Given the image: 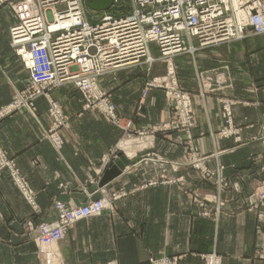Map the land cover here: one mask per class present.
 Returning <instances> with one entry per match:
<instances>
[{
	"label": "crops",
	"instance_id": "0c3cea01",
	"mask_svg": "<svg viewBox=\"0 0 264 264\" xmlns=\"http://www.w3.org/2000/svg\"><path fill=\"white\" fill-rule=\"evenodd\" d=\"M25 11H35L33 3L25 8L22 0H17L14 9H0V109L30 82L10 47L9 36L21 14H27ZM256 43L254 54L203 53L173 59L181 85L195 92L197 128L193 134L199 148L197 155L209 157L206 164L212 170L224 166V176L231 185H237V192L218 196L214 180L203 183L186 166L184 147L174 144L177 134L155 132L172 120L173 113L161 90H152L142 99L143 87L149 80L144 66L121 69L100 80L118 114L131 121V135L105 123L96 112H84L81 93L69 85L51 92L70 118L69 128L54 134L62 141L58 150L44 139V132L52 127L44 97L36 102V118L23 111L2 119L0 147L9 160H15L38 193L40 214L35 216L3 169L0 264H38L35 245L21 238V224L34 228L40 221H55L54 202L76 206L100 198L103 190L125 194L114 202L112 211L75 225L60 244L63 264H148L152 255L183 256L182 264H202L199 255L212 251L222 256L223 264H264V260L256 258L264 241L258 234V217L264 216V206L249 210L245 202L264 176V143L253 140L264 125V42L259 38ZM231 46L219 49L229 50ZM156 49V45L150 46L154 57ZM159 63L154 65L152 77L164 75ZM202 71H207V90L218 94L212 92L205 98L196 94L197 72ZM222 94L232 95L236 102L233 115L239 143L233 136L218 135L223 128L218 98ZM137 131L147 132L148 137L142 140ZM200 132L205 135L200 137ZM122 145L127 147L124 151L128 161L123 174L107 177L114 161L97 176L94 170L101 167L102 159L112 158L115 148ZM162 174L179 181L135 190ZM199 200L205 203L199 204ZM218 207L221 209L216 214ZM203 212H207L206 217Z\"/></svg>",
	"mask_w": 264,
	"mask_h": 264
},
{
	"label": "built area",
	"instance_id": "2783aa9c",
	"mask_svg": "<svg viewBox=\"0 0 264 264\" xmlns=\"http://www.w3.org/2000/svg\"><path fill=\"white\" fill-rule=\"evenodd\" d=\"M16 1L0 0V9H14ZM35 1L37 10L21 14L10 30V45L30 76L26 92L11 105L12 110L26 99H30L28 107L34 108L41 96L74 85L85 107L97 110L106 106L114 119L115 107L100 91V80L144 62L153 65L151 45H156L161 58L168 62L192 51L194 42L198 48H207L237 41L247 31L264 36V0H131L133 12L107 15L95 24L86 20L82 0ZM169 83L166 81V87L179 105H190L189 96ZM155 86L161 88L162 83L157 80ZM57 108L53 104L52 116L61 123L63 116ZM4 159L6 164L1 167L6 170L11 162L6 155ZM251 200L264 202L259 196ZM99 210L100 206H87L73 217L80 220ZM208 258L209 264H220L219 258Z\"/></svg>",
	"mask_w": 264,
	"mask_h": 264
},
{
	"label": "rangeland",
	"instance_id": "374dc122",
	"mask_svg": "<svg viewBox=\"0 0 264 264\" xmlns=\"http://www.w3.org/2000/svg\"><path fill=\"white\" fill-rule=\"evenodd\" d=\"M87 1H91V0H82L84 9H86V11L84 10L85 18L86 20L94 24L100 22L102 18L107 15L109 16H114V15L120 16L121 15L122 16V15L130 14L131 12H133L131 0H124L123 2L122 0H118V2L114 4V6L110 10L106 12H96V11L90 10L86 5ZM22 2L25 8H30L33 3L35 9L37 10L35 0H22ZM9 36H10V32H9ZM259 38L263 39V42H264V36H257V35L252 34L251 31H247L244 38H241L237 41H230V42L222 43L216 46H210L207 48H198V44L194 43L195 47H193L194 49L192 51H187L186 53L176 55L172 58V60H168V62H165L161 58L159 49H156L157 52L154 54H157V55L156 57L153 56L155 59V62L153 63V65H151L150 62H147V63L144 62L142 65L137 66V67L144 66L143 68L145 69V72L147 73V76L149 78V80H147V82L145 83L143 87L142 99L143 100L146 99L152 90H161L164 92L165 97L170 103L171 108H172V113H173L172 120L169 123L163 126H160L159 128H156L155 132L162 133V134L174 132L177 134L174 139L175 140L174 144L184 147L186 154H187L186 156H188V161L185 162L187 164L186 166L188 167L190 166V168L196 172L198 179H200L201 182L205 183V182H210L211 180H214L216 194H218V196H221L222 193H225L228 191L237 192L239 188L237 187V185H231V182L225 178L224 173H223L225 170L224 166L218 165L215 170H212L208 168V165L206 164L207 159L209 157H202L200 155H197V153L199 152V148L196 142L197 138L193 134V130L197 128V119H196V114H195V109H194V104H193V98H194L195 92L190 91L181 85V82L179 81V78L177 75L176 68L173 65V59L180 55H185V56L194 58L197 54H203V53L204 54H220V53H223V54H254L253 53V51L255 50L254 47L257 46L256 42ZM227 44L232 45L231 48H229V50L228 48L227 49L223 48V50L220 51L221 49H219V47L227 45ZM205 51L207 52L205 53ZM18 58L20 59V57ZM156 63H159L160 67L164 69L165 72L163 76L152 77V70ZM119 71H116L115 73ZM171 72H173V75L170 74ZM115 73H110V74H115ZM106 75H109V74H106ZM157 80L160 83H162L161 88H155L156 87L155 82ZM166 81L170 82L169 86L176 87L183 93L187 94L190 98V105H186V106L179 105V100L175 99L174 96L172 95L173 93L171 92L170 88L166 87L167 85ZM197 81H198V89H197L196 94H198L200 97L205 98L207 95L213 94L212 92H215V91H208L205 85L207 83V71L197 72ZM69 86H71L72 88H75L74 85H69ZM26 89L27 87L17 92V94L12 99L10 104L0 109V122L2 119L8 116H11L16 113L23 112V111L29 113L30 115L34 116V118H36L37 116L36 102L37 101L35 102L34 108L28 107L29 104H26V103L27 102L29 103L30 99H26L24 100V104L22 106H20L19 108L17 107L16 110L11 109V105L14 104L16 100L18 101L19 96L23 95V93L26 92ZM77 91L80 92L79 90ZM100 91L105 95L106 98L108 97L107 99H109V101L112 103V101L110 100V97L101 88V83H100ZM215 93L218 94L219 92H215ZM43 97L44 96H41L40 98H43ZM44 98L48 102V107H49L48 115L52 121L51 129L44 132V139L49 141L52 144L53 148L58 150L61 147L62 141L59 140L58 137L54 138V134L58 132L59 130L69 128L70 118L64 112L60 103L52 98L51 93L48 94V96ZM218 98L221 104V116L223 120V128L218 133V135L221 138H230L233 136L235 137V140L239 143L240 142L239 128L234 123V115H233V109H234L236 102L234 98L232 97V95H229V94L219 95ZM53 104H56L58 107L57 109H59L60 112L62 113L63 119L61 123H58L56 118L52 116ZM114 107L116 110L115 112L116 114H114L115 118L112 119L108 115L106 106L100 107V109H97V110L88 109L87 107H85V103L83 101V111L84 112H92V111L96 112L101 116V118L104 119L105 123H108L111 126H115L116 128L121 129L122 131L127 133L128 135H131L134 132L131 130V125H132L131 121L127 120L126 118L121 117L118 114L116 105H114ZM122 121L125 122L126 125H123ZM136 134H137V137L141 138L142 140H144L145 137H148L147 136L148 133L145 131H137ZM204 135L205 134L203 132H200L199 134L200 137H203ZM253 140L261 141L262 143H264V125L263 124L261 126L260 134L256 136L255 138H253ZM124 146L125 145L121 147L117 146L115 150L112 152V155H113L112 158H109V159L103 158L101 162V167L98 169H95L94 173L97 176H100L103 170L107 169L109 165L112 164V162L115 161V163L111 167H115L117 162L120 160V158H124L126 160L125 156L127 155L124 151ZM0 150L2 151V152L0 151L2 153V157L0 158V174H1L3 171V168L1 166H5L6 162H4L5 161L4 159L5 151L2 150L1 147H0ZM9 162L11 163H7L9 166H8V169H6L7 179L15 187V189L19 192L22 199L34 210L35 216L40 214L39 204L37 200L38 193L31 186L29 181L25 177H23L20 170L18 169V166L15 160L10 158ZM126 164L128 165L127 160H126ZM125 166L123 170L121 169L120 175L123 174V172L125 171ZM261 171L264 172V169H262ZM262 175H264V173H262ZM178 181L179 179H173L167 176L166 174H162L158 178H152L147 183H145L143 186L136 187L135 190L146 189L149 186H156L158 184H161V185L169 184L170 185V184H174L175 182L178 183ZM124 194L125 192L123 191L113 192L109 194L107 191L103 190L101 191L100 198L88 200V202L80 204V205H76V206H72L70 204H66L61 201H56L53 204V208L56 212L57 219L52 222L40 221L38 223H35V221H33L35 223L34 228H31L30 227L31 225L28 223L21 224L22 230H23V232L21 233V238H25L26 241L28 240L35 245L36 250H35L34 255L36 257L38 264H52V263L53 264H63L60 244L65 240V238L70 233V231L75 227V225L81 222H84L86 220H89V219L99 218L103 215V213L107 211H112L114 207V202L117 200H120L124 196ZM258 196L259 198L260 197L264 198V176H262V178H260V180L258 181V186L256 190L245 198V202L249 210H254L256 207L264 206V202L255 203L251 200L252 197H258ZM201 202L205 203L204 200L198 201L199 204H201ZM220 205L222 206L223 203H221ZM87 206H100V210L98 212L96 211L91 216H88L80 220H76L73 217L74 212L82 210L83 208H86ZM220 209L221 207L217 208L216 214H219ZM202 215L206 217L207 212H203ZM258 222H259V233H258L259 239L262 241L264 240V233L262 232V225L264 224V216L262 214H260V216L258 217ZM59 230H61L62 232H60ZM260 240H259V244L261 245L263 243V246H261V249L257 251L256 258L260 260H264V241H262L261 243ZM46 248H49V250L48 249L45 250ZM49 251L51 254L49 253ZM212 256L219 258L220 264H223L222 256H220L216 251H212L206 254H201L199 255V258L201 259L202 264H209L210 258L207 259V257H212ZM182 259H183V256L170 257V256L152 255L148 260V264H182V261H183ZM109 264H114V263H109Z\"/></svg>",
	"mask_w": 264,
	"mask_h": 264
},
{
	"label": "water",
	"instance_id": "95a60500",
	"mask_svg": "<svg viewBox=\"0 0 264 264\" xmlns=\"http://www.w3.org/2000/svg\"><path fill=\"white\" fill-rule=\"evenodd\" d=\"M116 0H91L87 1L86 5L90 10L96 11V12H106L110 10L115 3ZM126 165V160L124 158H120V160L117 162L116 166L113 167L110 171L112 173L108 176L109 178H116L120 175L121 169H124V166Z\"/></svg>",
	"mask_w": 264,
	"mask_h": 264
},
{
	"label": "bare ground",
	"instance_id": "6f19581e",
	"mask_svg": "<svg viewBox=\"0 0 264 264\" xmlns=\"http://www.w3.org/2000/svg\"><path fill=\"white\" fill-rule=\"evenodd\" d=\"M83 7H84V5H83ZM84 10H85V9H84ZM149 54H150V57L154 59V57L151 55V54H152L151 51H150ZM156 60H158V59H156ZM122 146H123V145H122ZM124 149H127V147L124 146ZM46 247H47V246H46ZM48 247H49V246H48ZM47 249L49 250V248H46L45 250H47ZM49 253H50V251H49ZM50 254H51V253H50ZM50 256H51V255H50ZM51 258H52V257H51ZM50 261H51V260H50ZM52 264H53V263H52Z\"/></svg>",
	"mask_w": 264,
	"mask_h": 264
}]
</instances>
